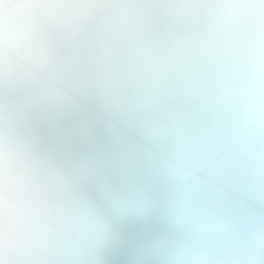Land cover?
Masks as SVG:
<instances>
[{
  "label": "clouds",
  "instance_id": "clouds-1",
  "mask_svg": "<svg viewBox=\"0 0 264 264\" xmlns=\"http://www.w3.org/2000/svg\"><path fill=\"white\" fill-rule=\"evenodd\" d=\"M0 264H264V0H0Z\"/></svg>",
  "mask_w": 264,
  "mask_h": 264
}]
</instances>
